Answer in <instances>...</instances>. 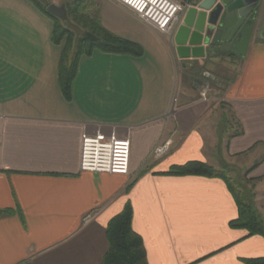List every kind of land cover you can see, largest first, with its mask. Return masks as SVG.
<instances>
[{
	"label": "crops",
	"instance_id": "obj_1",
	"mask_svg": "<svg viewBox=\"0 0 264 264\" xmlns=\"http://www.w3.org/2000/svg\"><path fill=\"white\" fill-rule=\"evenodd\" d=\"M25 1L0 0V211H13L0 217V264H101L108 224L127 202L148 264L264 257L263 237L230 227L238 207L224 180L164 175L190 161L239 165L244 175L258 165L249 187L263 206L264 0L245 57L207 47L199 60L179 58L175 34L98 0L103 27L143 54L81 57L70 101L53 21ZM97 132L130 140L127 176L81 172L82 136Z\"/></svg>",
	"mask_w": 264,
	"mask_h": 264
},
{
	"label": "trees",
	"instance_id": "obj_2",
	"mask_svg": "<svg viewBox=\"0 0 264 264\" xmlns=\"http://www.w3.org/2000/svg\"><path fill=\"white\" fill-rule=\"evenodd\" d=\"M35 5L53 21L52 41L61 46V58L58 67V83L60 90L67 101L72 98V85L76 77L79 61L83 56H90L94 51L112 54H125L141 56L142 47L132 41L123 39L105 29L100 20L98 0H68L62 6L66 17L57 18L47 12L39 1L31 0ZM80 34L75 35L73 29ZM87 33L93 34L99 40L86 39ZM220 52V50L218 51ZM220 52L223 56H234L236 50L230 49ZM257 166L250 169L245 175V182L249 186L257 181L248 178ZM164 175L167 176H201L207 178H221L233 194L238 207V217L230 222L232 229H242L248 232V237L261 236L264 238V216L258 210L255 194L248 187L239 186L224 169H216L205 162L190 161L184 165H175ZM10 209L1 210L0 217L9 215ZM133 207L127 202L123 211L109 222L107 238L109 249L101 264H148L147 252L143 239L132 226ZM245 264H264V257L243 260Z\"/></svg>",
	"mask_w": 264,
	"mask_h": 264
},
{
	"label": "water",
	"instance_id": "obj_3",
	"mask_svg": "<svg viewBox=\"0 0 264 264\" xmlns=\"http://www.w3.org/2000/svg\"><path fill=\"white\" fill-rule=\"evenodd\" d=\"M260 0H199L188 7L175 31L174 42L179 58L204 59L206 48L236 50L247 54L254 28V14ZM47 12L60 19L66 17L65 9L54 4ZM86 39L98 41L87 33Z\"/></svg>",
	"mask_w": 264,
	"mask_h": 264
},
{
	"label": "built area",
	"instance_id": "obj_4",
	"mask_svg": "<svg viewBox=\"0 0 264 264\" xmlns=\"http://www.w3.org/2000/svg\"><path fill=\"white\" fill-rule=\"evenodd\" d=\"M132 10L146 24L158 32L173 36L180 25L188 4L174 0H114ZM170 149L166 143L154 150V155L162 157ZM131 143L129 139H119L116 135L97 132L83 134L81 147V172L93 174L129 173ZM90 216L85 218V222Z\"/></svg>",
	"mask_w": 264,
	"mask_h": 264
},
{
	"label": "rangeland",
	"instance_id": "obj_5",
	"mask_svg": "<svg viewBox=\"0 0 264 264\" xmlns=\"http://www.w3.org/2000/svg\"><path fill=\"white\" fill-rule=\"evenodd\" d=\"M37 1H39L44 7H48L52 4H54L57 7H62L65 4V2L68 0H37ZM25 2L27 4V6H32L31 3H33V2L31 0H26ZM33 4L35 5V3H33ZM75 31H76V33H75ZM73 32L75 33V35H78V36L80 34H82V33H80V30L78 32L77 30H75V28L73 29ZM251 158H252V156L250 158H246V160L251 161ZM259 160L256 159V161H259ZM252 161H253V158H252ZM223 165L224 166L221 169H224L228 173V176H230L239 186H243L245 184V186L248 187V190H250V191L252 190L251 191L252 194H256L257 191H255V189L249 187V185L246 184L243 168H241L239 165L238 166L227 165V164H225V162H223ZM248 169H249L248 171H250L251 168H248ZM261 188L263 190L262 194H264V187H261ZM255 199H256V195H255ZM254 201L256 202V200H254ZM261 204L264 206V201H262ZM256 205H257V202H256ZM263 206L257 205L258 210L260 211L261 214L264 213V207ZM262 216H263V214H262Z\"/></svg>",
	"mask_w": 264,
	"mask_h": 264
}]
</instances>
